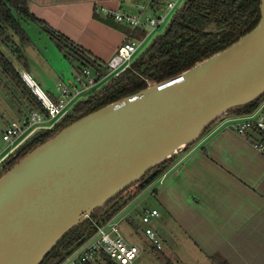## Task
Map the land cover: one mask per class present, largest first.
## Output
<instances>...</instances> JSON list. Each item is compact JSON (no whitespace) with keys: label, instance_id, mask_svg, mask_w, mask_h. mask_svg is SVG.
<instances>
[{"label":"water","instance_id":"95a60500","mask_svg":"<svg viewBox=\"0 0 264 264\" xmlns=\"http://www.w3.org/2000/svg\"><path fill=\"white\" fill-rule=\"evenodd\" d=\"M260 9L258 24L229 47L80 117L0 173V264H41L96 210L263 95L264 0ZM45 133L32 134L0 168Z\"/></svg>","mask_w":264,"mask_h":264},{"label":"crops","instance_id":"0c3cea01","mask_svg":"<svg viewBox=\"0 0 264 264\" xmlns=\"http://www.w3.org/2000/svg\"><path fill=\"white\" fill-rule=\"evenodd\" d=\"M151 1L30 0L29 8L93 59L106 62L123 42L142 31L116 22L97 7L133 12L137 4ZM42 81L47 92L57 95V83ZM31 107L23 99L16 101L17 118ZM7 122L2 117L1 132ZM148 189L168 229L161 234L167 252L163 253L170 260L218 264L213 259L218 255L230 264H264V155L233 129L215 123L188 150H181L144 192ZM177 232L184 241L176 249L171 239L178 238Z\"/></svg>","mask_w":264,"mask_h":264},{"label":"trees","instance_id":"16d2710c","mask_svg":"<svg viewBox=\"0 0 264 264\" xmlns=\"http://www.w3.org/2000/svg\"><path fill=\"white\" fill-rule=\"evenodd\" d=\"M29 1L0 0V77L11 81L24 101L35 108L44 110L20 76V71L27 69L28 65L24 46L32 42L29 34L23 28V22H33L41 26L49 37L56 42L59 50L70 60L72 66L76 63L77 66H73V69L80 70L83 67H89L96 70L101 76L105 73V69L68 37L51 29L32 14ZM150 3L155 9H162L165 1L152 0ZM260 5L261 0H187L182 8L177 9L166 31L142 54L138 60L139 63H133L131 68L111 79L102 89L80 101L66 117L52 129L47 130L44 135L27 147L6 168L12 167L38 144L53 137L80 117L146 88L148 85L147 79L162 82L176 77L197 62L229 47L258 24L261 17ZM213 24L221 32H206ZM14 37H18L19 44L16 43L17 41L15 42ZM6 50L9 52H6ZM9 56H12L13 62L9 59ZM262 96L264 94L246 105L230 110L227 114H242L252 111L260 103ZM215 123L217 122L208 125L200 138ZM194 143L183 150H188ZM179 152L157 166L158 172L152 180L147 183L137 182L133 184L107 205L96 210L88 220L65 236L41 264H59L67 252L77 247L80 240L86 239L94 233L98 225L130 203L171 167L177 160ZM213 259L218 264H230L218 255L214 256ZM79 264L114 263L107 258H96Z\"/></svg>","mask_w":264,"mask_h":264},{"label":"built area","instance_id":"2783aa9c","mask_svg":"<svg viewBox=\"0 0 264 264\" xmlns=\"http://www.w3.org/2000/svg\"><path fill=\"white\" fill-rule=\"evenodd\" d=\"M179 2L180 0H166L162 9H155L150 2L139 3L133 12L97 7L116 22L145 33L141 39L123 42L106 62H98L105 69L102 76L89 67L73 69L71 78L58 81L57 95H52L41 88L29 71H20L22 80L31 89L44 110L32 106L20 119L6 123L1 133L6 146L0 147V167L32 134L39 130L52 129L80 101L87 99L91 94L102 89L111 79L131 68L134 56L146 38L167 23ZM147 82L150 83V80L147 79ZM218 123L220 126L233 129L250 142L255 150L264 155V96L252 111L242 114H225ZM128 209L129 203L98 225L96 231L87 237L62 264H79L96 258H107L114 264H133L143 253L144 248L122 232L121 224L125 221L130 222ZM159 217L160 211L157 208H146L141 215V221L146 225L144 234L147 242L157 250L163 248L162 241L157 232L148 225Z\"/></svg>","mask_w":264,"mask_h":264},{"label":"rangeland","instance_id":"374dc122","mask_svg":"<svg viewBox=\"0 0 264 264\" xmlns=\"http://www.w3.org/2000/svg\"><path fill=\"white\" fill-rule=\"evenodd\" d=\"M166 2V0H164ZM187 0H180L177 8L170 14L168 21L165 25L158 28L155 32L151 33L146 41L142 44L141 48L138 50L136 55L134 56L133 63H139V59L142 54H144L147 49L151 46V44L162 35L170 22L172 21L174 15L176 14L177 9L182 8L184 3ZM23 28L29 34L32 39V42L29 45L24 46V52L27 58V71L33 77L41 88L47 92V88H45L44 81L46 80L48 84H56L60 79H66L73 69V66H77L76 63L71 64L70 60L67 59L64 53L59 50L56 42L52 40L49 36H47L44 32L41 31V28L38 24L33 22H23ZM145 33L139 34L134 39H141ZM16 43L19 44L18 37H14ZM6 52H9L6 50ZM38 75V76H37ZM39 75L42 79H39ZM41 81V82H39ZM157 82L150 80V83L147 84H155ZM15 89V86L11 81L1 79L0 77V120L2 121V117L8 120L9 122L12 120H18V116H16L15 103L18 100H22V96L19 91ZM1 126H0V147H5L6 143L1 138ZM7 169V168H5ZM6 170L0 168V173L3 174ZM153 183V182H152ZM144 192V191H142ZM141 192V193H142ZM140 193V194H141ZM156 206L155 197L151 194V189L146 190L141 196L134 202L132 206L129 207L128 211L130 214V222L125 221L121 224L122 232L132 241H136L139 245L144 248L143 253L133 264H183L185 262H180V260L174 258H167L163 252L164 247L162 249H156L151 246L147 242L146 236L144 234V229L146 225H144L141 221V215L143 214L146 208H153ZM135 225V226H134ZM152 229H154L158 236L160 237L162 244L164 246L165 240L162 236L164 233H168V229L163 225L162 218H157L152 221L149 225ZM172 226V225H171ZM134 227V229H133ZM162 233V234H161ZM177 239H171L175 248H179L181 242L184 240L181 239L179 232H177ZM169 239V238H168ZM153 250V251H152ZM167 253V252H166ZM69 264V263H65ZM195 264V263H191Z\"/></svg>","mask_w":264,"mask_h":264}]
</instances>
